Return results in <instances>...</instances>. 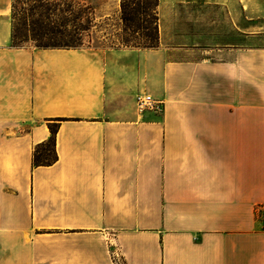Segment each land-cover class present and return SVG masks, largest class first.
<instances>
[{
  "label": "crops",
  "instance_id": "obj_1",
  "mask_svg": "<svg viewBox=\"0 0 264 264\" xmlns=\"http://www.w3.org/2000/svg\"><path fill=\"white\" fill-rule=\"evenodd\" d=\"M208 3L224 58L14 47L0 0V264H264V0Z\"/></svg>",
  "mask_w": 264,
  "mask_h": 264
},
{
  "label": "rangeland",
  "instance_id": "obj_2",
  "mask_svg": "<svg viewBox=\"0 0 264 264\" xmlns=\"http://www.w3.org/2000/svg\"><path fill=\"white\" fill-rule=\"evenodd\" d=\"M122 0H15V14L17 25L25 21L29 24L33 20H39L43 25L61 27L66 23L68 14L59 13L52 20L47 19L48 8H70L81 16L79 23L87 24L90 19L91 29L84 34L82 47H134L144 48L148 45V39L142 36V32L135 33L126 29L121 20ZM142 4H150L158 15L159 37L161 29L166 36V42L170 47H181L185 51L172 52L173 58L194 59L202 57L224 58L219 45L222 42H232L236 37L232 36L231 21L214 9L211 0H164L165 16H160V4L162 0H140ZM155 5H158L155 7ZM151 12V10H150ZM163 18L164 20L160 21ZM150 19V17H148ZM69 26L72 22H68ZM67 24V25H68ZM162 24V27H161ZM154 24L151 25V28ZM51 35L41 38L44 43L59 45L56 40L47 41ZM232 37V38H231ZM53 38V36L51 37ZM60 39V36H57ZM251 44V43H250ZM128 45V46H126ZM249 45V43H248ZM23 47L38 48L39 42L29 40L22 43ZM51 152L52 148L44 149ZM51 155V153L49 154Z\"/></svg>",
  "mask_w": 264,
  "mask_h": 264
},
{
  "label": "trees",
  "instance_id": "obj_3",
  "mask_svg": "<svg viewBox=\"0 0 264 264\" xmlns=\"http://www.w3.org/2000/svg\"><path fill=\"white\" fill-rule=\"evenodd\" d=\"M158 5H155L157 7ZM15 0H13V30H12V45L14 47H23L22 43H26L29 40L39 42L38 48L41 49H71L80 48L83 45L84 34L91 29L90 19L87 20V24L79 23L81 21V16L73 12L70 8L65 10L58 8H48L49 21H53V16L59 13H65L70 15L66 18L65 22L61 27H52L50 25H43L39 20H33L29 24L25 21L21 25H17L16 14H15ZM151 10V12H150ZM150 17V19H148ZM121 20L126 29L131 30L135 28L133 32H142V36L148 39V45L144 48H156L159 46V25H158V15L155 8H151L150 4H142L140 0H122L121 1ZM68 22H72L69 26ZM68 24V25H67ZM154 27L151 28V25ZM53 36V38H48L47 41L56 40V42L62 43L59 45H51L49 43L43 44L41 38L45 36ZM60 36V39H57ZM128 46V45H126ZM51 136L48 141L38 145L33 154V165L38 166H51L58 161V155L56 151V136L58 133V125L50 126ZM51 147V155L48 154L44 149Z\"/></svg>",
  "mask_w": 264,
  "mask_h": 264
},
{
  "label": "built area",
  "instance_id": "obj_4",
  "mask_svg": "<svg viewBox=\"0 0 264 264\" xmlns=\"http://www.w3.org/2000/svg\"><path fill=\"white\" fill-rule=\"evenodd\" d=\"M137 105L141 112L145 110H153V111H162L161 104L154 101L150 96L142 95L137 98ZM258 219L264 224V210L261 209V211L258 213ZM118 256L114 254L113 260L114 264H120L118 260Z\"/></svg>",
  "mask_w": 264,
  "mask_h": 264
}]
</instances>
